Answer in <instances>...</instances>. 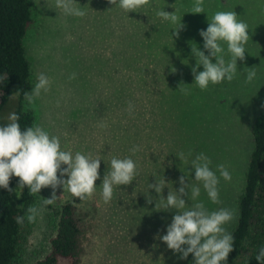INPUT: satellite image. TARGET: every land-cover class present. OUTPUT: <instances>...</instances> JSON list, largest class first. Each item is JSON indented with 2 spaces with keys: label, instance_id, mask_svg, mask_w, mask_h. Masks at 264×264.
<instances>
[{
  "label": "rangeland",
  "instance_id": "obj_1",
  "mask_svg": "<svg viewBox=\"0 0 264 264\" xmlns=\"http://www.w3.org/2000/svg\"><path fill=\"white\" fill-rule=\"evenodd\" d=\"M28 1L32 20L23 44L32 89L39 73L51 79V86L48 92L42 91L34 105L24 100L23 108L32 111L33 124L60 138L63 150L101 158L100 179L93 196L83 201L62 186L56 189L57 199L51 205L42 204V197H51L50 187L32 195L31 206H36L39 213L32 223L26 216L18 255L11 264H36L48 253L50 238L55 234L52 212L68 201L86 213L83 218L89 226L78 264H194L192 254L180 259L179 253L155 238L166 234L176 214L162 206L155 208V201L159 205V195L166 199L169 190H178L182 175L189 184H198L191 161L203 153L211 159L210 167L217 176V166L222 164L231 181L220 177L219 204L209 200L202 184H198L201 195L197 201L183 198L187 207L202 201L209 211L233 210L234 219L224 225L231 233L252 150L250 129L256 115L264 111V0H204L205 13L199 14L189 13L193 0L172 1L171 13L176 10L185 27L178 37L172 32L174 45L166 48L164 55L160 50L154 52L158 79L165 80L166 85L164 82L155 94L154 111L150 112L144 102L138 115H130L107 85L113 64L107 60L111 45L109 38L105 42V22L100 15L106 12V0H77L87 13L82 18L64 15L55 8V0ZM180 6L184 8L182 13L178 11ZM232 10L249 25L251 38L245 60H237L233 81L210 84L201 90L191 72L196 60L190 42L204 51L200 30L207 29L208 19L216 11ZM174 26L176 29L179 25ZM253 66L257 76L245 83L244 68ZM173 67L175 72L171 71ZM198 71H203V66ZM73 74L75 78L70 79ZM181 81L188 85L187 95L178 91ZM135 117L138 121L131 122ZM134 146L140 147L135 154L131 151ZM181 152L184 161L177 157ZM113 156L131 157L138 165V175L129 185L116 186L111 202L105 204L100 184ZM156 179L165 180L161 194L148 187ZM147 195L153 197L152 204L146 202Z\"/></svg>",
  "mask_w": 264,
  "mask_h": 264
},
{
  "label": "clouds",
  "instance_id": "obj_2",
  "mask_svg": "<svg viewBox=\"0 0 264 264\" xmlns=\"http://www.w3.org/2000/svg\"><path fill=\"white\" fill-rule=\"evenodd\" d=\"M149 2L150 0H108L109 4L118 6L127 13L138 12ZM55 8L62 10L66 16L82 18L87 14L84 6H80L77 0H55ZM189 13H205L204 0H193ZM156 15L164 21L179 25L173 30V34L177 37L179 31L185 27L176 10L169 13L161 8ZM199 35L204 41V51L190 42L191 53L196 60V65L191 68L194 84L201 90H206L210 84L217 85L225 81H233L237 75V60H245L246 45L251 38L249 25L239 19L233 10L216 11L211 19H208L207 29L200 30ZM205 52L208 54L206 55ZM225 56L229 58L226 59ZM200 66H203V71H198ZM171 71L175 72L176 69L173 67ZM244 71L246 72L245 83H251L257 76L255 66L245 67ZM72 78H75V74L70 77ZM50 86L51 79L46 74L39 73L32 91L23 92L24 99L29 106H32L42 91L46 93L50 90ZM21 91H15L9 99L19 97ZM178 91L187 95L188 85L181 81ZM126 111L130 115L133 113L134 105L131 102ZM19 119L20 117L12 112L7 117L8 122L0 126V188L13 192L14 190L9 186L13 176L19 178L17 189L22 192L27 187L31 195L39 194L41 189L50 187L51 197H42L44 206L55 202L56 189L61 186L64 191H69L81 201L92 197L96 191V181L100 179L101 158L80 151L73 154L70 150H63L58 136L50 134L35 123L22 130L18 123ZM139 150V146L131 149L133 154ZM177 157L180 161L185 160L182 152ZM211 163L209 157L200 153L191 161V167L195 173V181L202 184L209 200L213 204H219L221 202L218 187L220 177L225 181H231L232 177L222 164L217 166L220 173L218 177L211 169ZM137 175L138 165L131 157L113 156L100 184L103 202L110 203L114 188L131 184ZM65 176L67 179L64 178ZM186 181L187 178L182 175L179 178L178 190H169L166 199L163 195H159L161 198L159 205L155 201V208L162 206L165 211L175 210L176 212L171 223L167 225L166 234L162 236L157 234L155 238L164 242L174 253H179L180 259H187L189 254H192L194 264H226L229 254L234 250V237L226 231L224 225L234 219V211L227 208L209 211L202 201L187 207L183 197L197 201L201 195V188L198 184H189ZM165 185L164 179H156V182L149 183L148 187L154 189L157 194H161ZM153 200L152 196H146L148 204H152ZM27 213V220L32 223L35 222L39 209L36 206H30ZM24 220V216L16 218L17 224L20 225H23ZM255 259L260 264H264V246L258 250Z\"/></svg>",
  "mask_w": 264,
  "mask_h": 264
},
{
  "label": "trees",
  "instance_id": "obj_3",
  "mask_svg": "<svg viewBox=\"0 0 264 264\" xmlns=\"http://www.w3.org/2000/svg\"><path fill=\"white\" fill-rule=\"evenodd\" d=\"M172 1L175 0H150L138 12L127 13L106 0V12L101 11L107 35L105 42L109 38L108 45H111L107 60L113 64L108 63L111 72L107 85L113 97H120L125 110L129 102L134 105L133 115L144 108V102L150 112L154 111L155 94L165 82L158 79V68L153 61L156 51L164 55L166 48L174 45L175 26L159 18L156 12L163 8L171 13ZM178 11L182 13L183 6ZM31 20L28 0H0V126L8 122L7 117L12 112L20 117L18 123L22 130L34 122L32 111L23 108V92L32 89L23 44ZM17 90H22L21 95L9 99ZM138 117L131 122L136 123ZM250 132L252 150L237 201L236 222L231 230L234 250L226 264H260L255 256L264 246V111L256 115ZM18 182V177L11 178L9 186L13 192L0 188V264H11L16 259L27 209L33 202L27 187L22 192L17 189ZM85 215L72 201L54 209L51 219L55 234L50 238L48 253L36 264H78L89 230ZM19 216L25 217L23 225L16 222Z\"/></svg>",
  "mask_w": 264,
  "mask_h": 264
}]
</instances>
